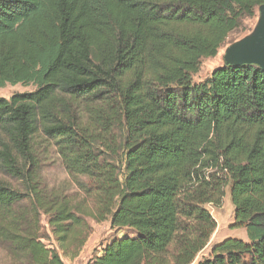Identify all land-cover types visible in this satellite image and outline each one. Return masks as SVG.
<instances>
[{
  "label": "trees",
  "instance_id": "obj_1",
  "mask_svg": "<svg viewBox=\"0 0 264 264\" xmlns=\"http://www.w3.org/2000/svg\"><path fill=\"white\" fill-rule=\"evenodd\" d=\"M264 0H0V249L65 264L108 222L88 264H264V72L195 83ZM60 159L76 194L49 189ZM226 190L247 242L213 244ZM44 217L47 230L42 226ZM47 242V244L45 243Z\"/></svg>",
  "mask_w": 264,
  "mask_h": 264
},
{
  "label": "rangeland",
  "instance_id": "obj_2",
  "mask_svg": "<svg viewBox=\"0 0 264 264\" xmlns=\"http://www.w3.org/2000/svg\"><path fill=\"white\" fill-rule=\"evenodd\" d=\"M257 20L258 12H256V16L253 19L245 20L242 23L240 28L230 37L229 42L240 40L252 32L256 26ZM228 46V44L222 46L218 50L215 58L202 60L199 72L193 77L195 83L203 81L215 69L223 65L225 50ZM34 90L35 87L32 85H6L4 88H0V98L9 99L12 95L30 93ZM42 179L49 189H54L58 192L62 191L70 196H74L77 193L69 176L63 168L60 159L53 152L42 160ZM0 182H5L13 188L20 187L18 183L9 180L3 176L1 172ZM222 201V206L220 208L216 209L212 206L205 207L215 220L216 229L210 238L208 246L198 255L197 259H200L202 256H206L213 244L222 242L225 239L236 238L247 242L246 232L244 229L232 228L234 223V207L231 203L228 190H226ZM44 221L43 217L42 226L48 231ZM88 223L92 227V233L86 242L87 246L85 245V248L82 249V254L75 260H69L68 258L63 257L62 260L65 264H88L92 250L99 244H105L112 238V236H114V231L110 230L108 222L95 224L93 221L89 220ZM45 243L47 244V242ZM0 264H10L7 255L1 249Z\"/></svg>",
  "mask_w": 264,
  "mask_h": 264
},
{
  "label": "water",
  "instance_id": "obj_3",
  "mask_svg": "<svg viewBox=\"0 0 264 264\" xmlns=\"http://www.w3.org/2000/svg\"><path fill=\"white\" fill-rule=\"evenodd\" d=\"M257 12L258 20L252 32L226 48L224 64L254 65L264 72V2Z\"/></svg>",
  "mask_w": 264,
  "mask_h": 264
},
{
  "label": "crops",
  "instance_id": "obj_4",
  "mask_svg": "<svg viewBox=\"0 0 264 264\" xmlns=\"http://www.w3.org/2000/svg\"><path fill=\"white\" fill-rule=\"evenodd\" d=\"M86 246H87V244H86ZM84 248H85V246H84ZM81 254H82V252H81ZM81 254H80V255H81ZM80 255H79V256H80Z\"/></svg>",
  "mask_w": 264,
  "mask_h": 264
}]
</instances>
